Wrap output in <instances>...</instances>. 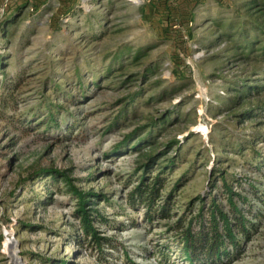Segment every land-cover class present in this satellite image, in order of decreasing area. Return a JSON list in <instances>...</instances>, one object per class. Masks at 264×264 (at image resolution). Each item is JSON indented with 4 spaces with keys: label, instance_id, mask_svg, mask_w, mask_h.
Instances as JSON below:
<instances>
[{
    "label": "rangeland",
    "instance_id": "obj_1",
    "mask_svg": "<svg viewBox=\"0 0 264 264\" xmlns=\"http://www.w3.org/2000/svg\"><path fill=\"white\" fill-rule=\"evenodd\" d=\"M263 2L0 0V93L24 70L0 117V264H191L174 226L199 195L226 204L220 172L252 224L214 264H264ZM172 159L170 217L148 220L130 194ZM36 168L101 195L114 248L82 243L77 200Z\"/></svg>",
    "mask_w": 264,
    "mask_h": 264
},
{
    "label": "trees",
    "instance_id": "obj_2",
    "mask_svg": "<svg viewBox=\"0 0 264 264\" xmlns=\"http://www.w3.org/2000/svg\"><path fill=\"white\" fill-rule=\"evenodd\" d=\"M262 7L263 10L264 2ZM2 31H4L3 37H7V30ZM23 73L24 70L19 71L12 80L13 82H9V73L3 72L0 117H6L10 121L14 119V116L6 113L13 108L15 92L22 82ZM43 124L44 122H40L38 126H43ZM47 124L49 126L59 124L54 113L51 112L49 115ZM137 148L139 149V146ZM174 165L175 161L173 159L168 164L162 165V171L151 180L148 175L144 174L130 194V205L135 206L137 203L145 205L148 209L146 213L148 220H152L156 216L170 217V207L174 205V200H171V197L177 186L164 199H162V190L165 188V167L171 168ZM42 176L63 182L68 192L77 200L78 204L74 215L80 224L82 243L89 246V248L97 249L100 253L105 252L104 247L111 246L110 248H114L111 238L103 236L95 226L97 219L106 220L98 213L96 208L90 207L91 201H93L92 197H100L101 195L95 191L81 190L72 183L71 178L65 171L54 168H36L30 174V178ZM220 178L223 181L226 204L218 202L213 191H210L207 196L199 195L193 202V205L197 203L199 206L198 213H193L192 205L174 226V230L178 234V241L183 245L185 257L191 264H214L217 261L228 260L231 257L228 246L239 248V236L247 237L251 231V226L248 223L252 224V222L248 220V214L239 205V201H246L248 198L244 197L241 192L234 190L231 184L228 183L226 173L220 172ZM198 225L199 230H195ZM162 254L167 256L165 252ZM61 264H67V262H61Z\"/></svg>",
    "mask_w": 264,
    "mask_h": 264
}]
</instances>
